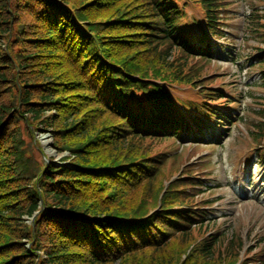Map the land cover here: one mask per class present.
<instances>
[{"label":"trees","instance_id":"1","mask_svg":"<svg viewBox=\"0 0 264 264\" xmlns=\"http://www.w3.org/2000/svg\"><path fill=\"white\" fill-rule=\"evenodd\" d=\"M256 1L238 41L228 39L230 0H0V264H264L262 239L244 250L239 232L207 231V202L198 208L186 193L189 168L160 197L161 161L143 144L174 148L191 121L231 126L239 101L227 76L216 85V57L264 91ZM190 8L202 15L197 41L184 23ZM214 40L234 51L223 43L216 55ZM173 86L196 91L198 103L177 100ZM19 122L51 130L70 166H39Z\"/></svg>","mask_w":264,"mask_h":264},{"label":"rangeland","instance_id":"2","mask_svg":"<svg viewBox=\"0 0 264 264\" xmlns=\"http://www.w3.org/2000/svg\"><path fill=\"white\" fill-rule=\"evenodd\" d=\"M231 1L233 5L231 6L232 12L230 14L231 19L229 20V27L232 31L230 38L242 41L245 13L251 10L252 5L260 7V4L256 0ZM185 16L186 21L184 23L188 22L191 24L192 30L194 31L192 38L194 41H197V37L200 36L196 21L202 18L200 10L190 8L186 11ZM31 20L28 14H21L18 22L29 24ZM248 42L253 44L249 38ZM230 43L232 44L233 42ZM227 47L234 51L230 46ZM217 55H219V52H217ZM191 61H189L190 67L196 65L195 62ZM231 67L227 61H219V64L214 65L215 70L218 72H212L211 74L216 77V85L218 87L223 83L222 78L227 76L226 81H231L232 87H239V92L241 93H243L242 89H245L244 95H239L238 99L240 102L238 105H241L239 112L245 118V126L233 125L231 130L230 128L229 130H224L226 128L220 126L219 131H214L218 142L220 140L216 147H212L206 143L198 147L195 144L185 143L184 146L189 151H182L180 153L181 158L168 160L162 166L158 165L161 173H158V177L156 176L155 190L157 187L161 188V196L170 182L173 183L179 179V171L176 174L174 172L179 170V167L182 168L183 164H186V167H189V165H198L200 170L201 166H203L204 170L199 171L195 175L198 176L199 182L205 188L209 185L215 190L213 192L205 190L199 198L203 197L208 200L217 199L210 206L213 212L214 210L218 212V221L214 222V228H218L221 231L224 230L223 235L226 237L232 235L233 232L231 229L233 228L234 232H239L241 235L245 245L244 250H247L249 248L253 249L254 245L261 239L263 240L262 245L264 246V140L260 143L261 146L258 149L262 150L259 152L256 149L258 145H256L252 136L249 134V131L253 129V123L260 119L257 111L263 107V102L259 101V98L262 96L260 89L249 90L247 87V85L252 83L256 75L249 77V73L238 72L235 68ZM171 93L185 105H193L199 101L196 91H193L190 87L173 86L171 87ZM9 94L12 97L7 96L1 102H12L11 99L15 97L14 93ZM52 114H54V111L47 113L46 116ZM18 125L22 139L30 147V153H32V156L39 166L44 163L46 165L53 163L57 167L70 166L73 156L66 150L58 151L54 148L53 133H51V130L44 131L42 128L38 130L32 126V130L28 131V126L22 122H19ZM224 134L226 136L221 138ZM44 138L49 141L48 145H45ZM143 144L148 145V153L151 158H157L159 160L158 156L169 150L167 146L171 144V141L158 142L149 140L146 143L143 142ZM36 147H38L39 151H37ZM108 149L111 148H106V150ZM260 158H262V162ZM151 188L150 186L149 190ZM34 217L35 215L32 218H24V224L31 225ZM201 237L198 236L197 238ZM257 251L255 250V252ZM182 257L183 255L179 254L177 248L173 249L172 260H178Z\"/></svg>","mask_w":264,"mask_h":264},{"label":"bare ground","instance_id":"3","mask_svg":"<svg viewBox=\"0 0 264 264\" xmlns=\"http://www.w3.org/2000/svg\"><path fill=\"white\" fill-rule=\"evenodd\" d=\"M44 139H45V138H44ZM48 142H49V141L45 139V141H44L45 145H48Z\"/></svg>","mask_w":264,"mask_h":264}]
</instances>
